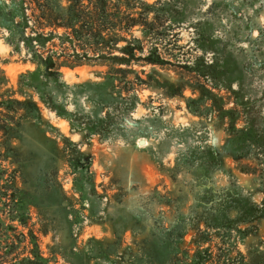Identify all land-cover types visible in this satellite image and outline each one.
<instances>
[{
	"label": "rangeland",
	"instance_id": "rangeland-1",
	"mask_svg": "<svg viewBox=\"0 0 264 264\" xmlns=\"http://www.w3.org/2000/svg\"><path fill=\"white\" fill-rule=\"evenodd\" d=\"M26 1L30 26L55 27L71 10L81 14L75 43L94 50L91 63L61 67L56 108L19 88L20 74L35 65L0 26L6 90L39 107L3 110L9 119L0 118V260L159 264L150 250H176L162 264H184L187 251L208 249L204 264H264V217L232 229L210 224L211 199L222 188L236 185L263 202L254 177L240 169L247 161L228 157L213 169L207 198L193 173L204 151L220 148L230 133L235 104L228 89L215 87L224 83L219 77L237 79L232 89L243 82L264 115V0ZM91 14L98 27L87 32ZM61 41L47 46L68 50ZM127 46L135 49L134 72L122 64ZM151 57L161 63H148ZM197 59L201 67L218 62V79L192 71ZM191 98L200 102L189 106Z\"/></svg>",
	"mask_w": 264,
	"mask_h": 264
},
{
	"label": "trees",
	"instance_id": "trees-1",
	"mask_svg": "<svg viewBox=\"0 0 264 264\" xmlns=\"http://www.w3.org/2000/svg\"><path fill=\"white\" fill-rule=\"evenodd\" d=\"M31 3H27L26 0H10L9 3L0 5V26H4L9 30V33L13 37H17L28 50L29 61L35 65V69L23 72L19 76L18 85L19 88L29 87L35 90L41 101L58 108L59 105L54 102V87L63 88L65 84L61 81L63 66H76L85 63H91V58L88 56L89 51L94 50L93 47H82L80 44L75 43L79 38L83 36L81 28L77 27L81 14H77L75 10L69 12V20L65 23L51 25L44 24L42 26L31 25L30 16L28 11ZM92 21L85 24L87 32H94L97 26L95 14H91ZM50 27V28H49ZM65 28L64 33L60 34L58 28ZM98 27V26H97ZM31 29L30 32L28 30ZM98 34V33H96ZM95 35V34H94ZM58 38L62 44L68 43V50H72V53L68 52L65 46L58 50L49 48L47 42ZM80 40V39H79ZM199 41V40H198ZM197 41V42H198ZM53 47V46H51ZM57 47V45H56ZM82 52H79V50ZM90 49V50H89ZM134 47H124V53H127L128 58L122 60V64L128 65V70L134 72L131 68L134 60ZM80 56L88 57V62L75 59ZM160 58V57H159ZM150 64L161 63L159 59L148 58ZM199 59L194 63V71L199 77H212L217 78L215 69L219 65L218 62H212L201 67ZM229 62V59L225 63ZM116 71L125 70L122 67L113 68ZM218 79V78H217ZM218 81H224L222 85L216 84L215 87L229 90L233 98L235 107L228 110L232 113L229 136L220 148L209 147L204 151L201 159L193 169V173L196 177V185L200 186L199 193H204V197L208 195L214 196V191L211 190V172L213 169L221 168L225 158H232L234 161L247 162L240 168L242 172L250 174L254 177L257 183V190L264 196V115L261 109L256 108L251 104L248 96L243 92V82L239 81L240 87L232 89L230 87L237 79L219 77ZM229 82V83H227ZM232 86V85H231ZM8 87V80L4 70L0 67V118L8 120L9 117L3 114V110H9L17 112L19 108L26 109V111H38V104L34 101L20 100L10 94L11 90H6ZM202 90L208 91L206 85H201ZM15 94V93H14ZM46 97V98H45ZM199 103L200 99L191 98L188 105L193 103ZM227 114V112H226ZM237 117H243L244 125L238 127L236 121ZM8 123L7 121H5ZM18 200V199H17ZM214 203L213 215L210 224L216 228L232 229L238 227L241 224H246L254 221L256 218L264 217V199L261 204L257 203L254 198L242 192V190L236 186L231 185L222 188L215 198L211 199ZM199 202V201H198ZM232 212L235 213L232 216ZM157 245V242L154 243ZM152 259L159 263H165L170 261L171 256L176 253V250H150ZM208 249L205 251L196 250L192 255L187 251V256L190 258V262H184V264H204L209 255H206ZM35 257V254L33 255ZM24 261L32 262L31 257L23 259ZM9 263V260L5 256L1 257L0 264Z\"/></svg>",
	"mask_w": 264,
	"mask_h": 264
},
{
	"label": "water",
	"instance_id": "water-1",
	"mask_svg": "<svg viewBox=\"0 0 264 264\" xmlns=\"http://www.w3.org/2000/svg\"><path fill=\"white\" fill-rule=\"evenodd\" d=\"M145 143V140H141V144H144Z\"/></svg>",
	"mask_w": 264,
	"mask_h": 264
}]
</instances>
